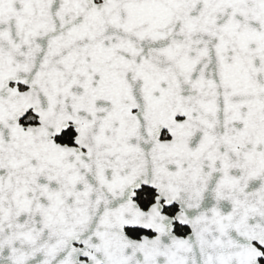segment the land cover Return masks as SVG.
Returning <instances> with one entry per match:
<instances>
[{
  "label": "snow or ice",
  "instance_id": "obj_1",
  "mask_svg": "<svg viewBox=\"0 0 264 264\" xmlns=\"http://www.w3.org/2000/svg\"><path fill=\"white\" fill-rule=\"evenodd\" d=\"M0 264H264V0H0Z\"/></svg>",
  "mask_w": 264,
  "mask_h": 264
}]
</instances>
